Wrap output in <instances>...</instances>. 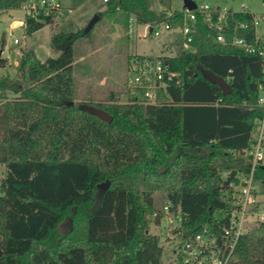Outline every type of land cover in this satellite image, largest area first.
<instances>
[{"label": "trees", "instance_id": "trees-1", "mask_svg": "<svg viewBox=\"0 0 264 264\" xmlns=\"http://www.w3.org/2000/svg\"><path fill=\"white\" fill-rule=\"evenodd\" d=\"M21 2L0 0V8ZM160 4L164 8L156 10L151 0H110L97 13H125L130 27L131 15L137 24L167 18L171 0ZM56 16L26 17L25 32ZM182 20L176 10L170 22ZM89 32L54 33L51 47L58 55L45 61L22 48L20 78L0 72V163L6 166L0 264H162L160 237L148 227L163 206L155 193L171 195L185 212L188 237L231 209L225 189L250 170L245 150L264 116L257 106V55L215 42L216 31L199 17L194 50L161 56L181 81L171 83L158 103L147 102L141 90L126 93L123 102L111 91L107 102L82 103L109 112V122L74 101L75 41ZM7 62L0 53V70ZM201 68L223 76L232 91L224 94ZM255 177L264 194L263 166ZM232 264H264V223L240 237Z\"/></svg>", "mask_w": 264, "mask_h": 264}, {"label": "built area", "instance_id": "built-area-1", "mask_svg": "<svg viewBox=\"0 0 264 264\" xmlns=\"http://www.w3.org/2000/svg\"><path fill=\"white\" fill-rule=\"evenodd\" d=\"M110 1V0H104ZM26 17H37L40 13L49 14L54 11L64 14L60 0H26L22 4ZM68 11H72L69 7ZM176 10H168L167 18L157 22L140 24L143 27L141 37H159L176 31L180 36L182 49L193 51L194 33L197 30L199 17L210 28L216 31L214 40L220 44H230L255 54L260 58L261 74L257 82L259 91L257 106L264 109V12L251 13L247 6L239 12H249L251 19H240L237 12L225 8H212L207 4L197 5L195 9L178 10L183 13V20L173 26L170 19ZM26 26L25 20L11 22V29ZM137 25L136 15L129 18V26ZM253 31L250 39L249 31ZM18 38L14 43L18 44ZM161 55H135L130 62L128 85L133 91H143L147 102L158 103L161 93H166L171 83H180V73L173 71ZM167 55V54H166ZM259 134H254L252 144L245 150L250 162V170L239 172L236 179L225 189L230 191L231 209L217 213L216 220L203 224L201 229L185 237L184 223L187 220L185 212L179 205L174 206L168 198L159 211H154L151 222L162 228L168 242L180 243L175 250V264H232L240 237L254 226L264 223V207L260 201V189L255 174L259 166L264 167V116ZM226 177V173H225ZM159 219V222H157Z\"/></svg>", "mask_w": 264, "mask_h": 264}, {"label": "rangeland", "instance_id": "rangeland-1", "mask_svg": "<svg viewBox=\"0 0 264 264\" xmlns=\"http://www.w3.org/2000/svg\"><path fill=\"white\" fill-rule=\"evenodd\" d=\"M16 8H0V51L8 62L1 73L8 74L13 78H20L19 59L22 48L36 50L38 57L45 61L48 56H57L58 52L51 47V39L54 33L61 30L77 31L85 28L90 19L98 12L105 11L108 1L104 0H60L64 8V14L56 16L55 20L46 23L41 29L32 34L25 32V27L19 26L11 29V22L14 20H25L26 14L22 8L23 2ZM197 5L202 3L212 8H225L231 12L243 10L247 6L251 13L264 12V0H194ZM156 10L164 8L160 0H151ZM169 10H183V0H171ZM72 8V12L68 8ZM125 13L105 12L91 31L75 41V65L74 78L76 83V104L91 100L107 102L111 91L118 93L121 102L125 100V94L133 92L128 85L130 75L131 59L137 54L150 55H177L181 45L177 41L178 34L175 32L164 34L159 37H141L143 27L130 28L126 24ZM18 38L19 43H14ZM9 60L11 63H9ZM262 123L256 127L254 134L260 132ZM264 132V129H263ZM6 171L4 163H0V183ZM225 176V174H224ZM258 183L257 190L262 189ZM2 194L0 188V195ZM261 205L264 207V194L259 195ZM155 199L159 204L167 200L163 192H156ZM66 226V225H65ZM63 226V228L65 227ZM151 232L158 234L163 246L162 264H175L174 242H168L162 228L149 223Z\"/></svg>", "mask_w": 264, "mask_h": 264}, {"label": "water", "instance_id": "water-1", "mask_svg": "<svg viewBox=\"0 0 264 264\" xmlns=\"http://www.w3.org/2000/svg\"><path fill=\"white\" fill-rule=\"evenodd\" d=\"M183 2H184V7L188 8V9H195L197 7V4L194 0H183ZM99 19H100V15L98 13H96L90 19V21L88 22V24L84 28V32L85 33L89 32ZM0 53H1V51H0ZM201 69H202V72L204 73L206 78H208L212 82L219 84V86L223 89L224 94H228L232 91L229 82L223 76L217 75L213 71L207 70L205 68H201ZM68 104H74V102L70 101V102H68ZM81 108L83 110H87L88 112H90L92 114L98 115L100 118L107 120L109 122H111L113 120V116L110 115L109 112H107L106 110L101 109L99 107H96L94 105L84 103L81 105ZM169 197L171 198V195ZM0 254H1V250H0Z\"/></svg>", "mask_w": 264, "mask_h": 264}, {"label": "crops", "instance_id": "crops-1", "mask_svg": "<svg viewBox=\"0 0 264 264\" xmlns=\"http://www.w3.org/2000/svg\"><path fill=\"white\" fill-rule=\"evenodd\" d=\"M71 12H72V11H71ZM137 25H138V26H141L140 24H137ZM137 25H136V26H134V27H137ZM134 27H132V28H134ZM130 28H131V27H130ZM132 28H131V29H132ZM35 51H36V50H35ZM36 52H37V51H36ZM137 55H140V54H137ZM48 57H50V55H49ZM18 62H20V59H19V61H18ZM9 63H11V62H10V60H9Z\"/></svg>", "mask_w": 264, "mask_h": 264}]
</instances>
